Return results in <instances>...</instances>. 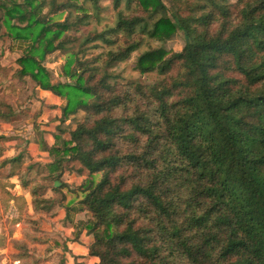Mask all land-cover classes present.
<instances>
[{"label": "trees", "instance_id": "trees-1", "mask_svg": "<svg viewBox=\"0 0 264 264\" xmlns=\"http://www.w3.org/2000/svg\"><path fill=\"white\" fill-rule=\"evenodd\" d=\"M100 1L0 0L2 35L26 43L19 77L62 98V120L85 113L68 139L43 142L50 174L59 181L63 161L87 172L78 202L45 198L23 181L27 201L0 172L2 208L13 199L20 221L79 204L90 215L78 225L92 237L94 264H264V0H111L125 7L113 24L82 34ZM176 29L181 50L150 47L136 60L140 73L162 78L118 80L114 65L144 38L164 41ZM98 43L103 50L87 57ZM56 51L70 55L53 83L43 61ZM12 114L0 111V120ZM2 149L0 170L18 159ZM35 240H12L21 264H35Z\"/></svg>", "mask_w": 264, "mask_h": 264}, {"label": "rangeland", "instance_id": "rangeland-1", "mask_svg": "<svg viewBox=\"0 0 264 264\" xmlns=\"http://www.w3.org/2000/svg\"><path fill=\"white\" fill-rule=\"evenodd\" d=\"M163 1L167 6L172 3H170L171 0ZM100 5L103 9L99 12V19L94 20L92 18L90 24L81 28L82 34L85 35L92 29L100 31L104 26L113 24L117 10L125 9L123 5L118 9L113 8L111 0H101ZM125 12H128V10H125ZM64 16L65 12H59L53 18L59 20L63 19ZM2 33L3 28L0 26V111L3 113L10 111L13 114L7 122L0 120V132L4 137L0 139V145L3 146L2 151L5 158L18 159L6 164L0 172L4 175L11 173L13 175L11 179L18 185L16 189L25 195L28 194V186L24 187L22 182L28 181L35 183L37 191L42 193L45 198L59 200L62 195H65L63 201L66 202L77 195L78 200L75 199V202H78L81 193L77 188L84 181L87 172L85 170L80 172V165L77 162L63 161L64 170L60 179L54 181L57 170L50 174L48 166L53 161V157L49 156L48 152L43 151L42 147L44 146L43 142H46L49 146L53 145L56 136H60L59 139L61 140L68 139L70 131L74 130L76 125L83 120L85 113L78 111L62 120L61 111H58L57 106H55L58 105L57 102L51 101L52 96L37 87L29 77H19L17 58L22 52L18 50L19 48H14L12 42ZM93 45H87V57L98 54L103 50V45L99 43L96 44L97 47ZM183 45L184 37L178 29L164 41L155 38H144L137 50L133 51L124 61L114 65L112 72L118 75V80L122 83L139 81L153 84L162 76L156 71L140 73L136 68V60L139 54L150 47H162L166 50L179 51ZM71 46L73 49H77L76 45L72 44ZM13 49H16V51ZM69 55L70 53L56 51L45 57L43 65L49 73L51 82L56 83L63 79L60 75V68ZM59 99L62 98L59 97ZM99 177V173L95 174V180H98ZM59 182L64 183V185L60 186ZM55 187H58L57 191L54 189ZM58 209H60L58 205H55L50 214H32L29 218L25 219L23 217L21 222L16 224L11 223V219L16 216V213L13 209H9L5 214L0 212V227L5 226L7 229H13V234L17 238H23L24 233L36 237L37 248H40L39 242L46 239H70L67 236L68 232L62 229H57V231L50 229L51 221L59 215ZM79 216L84 221L90 215L88 212H83ZM59 230L61 232H58ZM36 247L29 246L30 251L32 250L34 254L36 253ZM44 254H47V252H44Z\"/></svg>", "mask_w": 264, "mask_h": 264}, {"label": "crops", "instance_id": "crops-1", "mask_svg": "<svg viewBox=\"0 0 264 264\" xmlns=\"http://www.w3.org/2000/svg\"><path fill=\"white\" fill-rule=\"evenodd\" d=\"M12 46L14 48H19V51H22V49L26 46L25 42L22 41H16L12 42ZM16 51V49H13ZM42 90V89H41ZM44 92H48L50 96H52V102H57L58 105L57 109L60 111L61 106L64 104L62 99H59V97H54L52 93L49 91L43 90ZM46 94V93H45ZM52 94V95H51ZM59 99V100H57ZM9 181L14 184L13 188L10 189V191L13 194L16 195H23L24 198L28 201L27 196L29 194L25 195L21 193V191L17 190V186L15 181L12 180L11 173ZM28 193V192H27ZM59 215L54 218L51 221L50 229H53L54 231H57V229H62L65 232H68L69 238H64L63 240H51L46 239L44 241H40V248H37L36 246L38 243L35 241H32L31 243H28L29 246H35L36 247V253L34 254L33 251H30L29 248V254L32 258H34L35 264H94L97 262V259L95 257L88 255V246L92 241V237L86 233L85 229L80 228L78 225V221L81 220V217L79 216L80 213H83L85 211L78 210L80 207L79 204L75 203L73 204V209L69 210L66 215V210L64 207L58 206ZM9 209H13L16 213V216L18 215V211L16 207L14 206L13 199H11L8 203V206L6 209L2 208L1 202H0V212L1 214L7 213ZM54 209V207H53ZM52 209V210H53ZM51 210V211H52ZM49 213H42V214H50ZM28 213H31V210L28 209ZM15 217H12L11 223L16 224L21 222L20 221H13ZM58 232H61V231ZM13 229H7L5 226L0 227V264H21L19 259H16L14 255L17 253L16 248L12 244V240H22V237H15L13 234ZM43 247V249H41ZM45 247V248H44ZM54 251V252H53ZM44 252H47V254H44Z\"/></svg>", "mask_w": 264, "mask_h": 264}]
</instances>
